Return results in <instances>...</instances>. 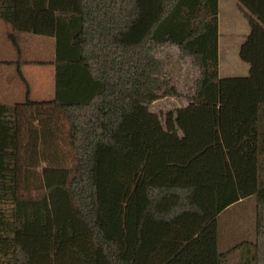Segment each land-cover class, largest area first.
Masks as SVG:
<instances>
[{
  "label": "trees",
  "instance_id": "obj_1",
  "mask_svg": "<svg viewBox=\"0 0 264 264\" xmlns=\"http://www.w3.org/2000/svg\"><path fill=\"white\" fill-rule=\"evenodd\" d=\"M234 1L248 72L220 77L218 0H0L53 41L51 97L0 102V264H264V0ZM165 46L198 74L160 116ZM247 201L253 233L224 244Z\"/></svg>",
  "mask_w": 264,
  "mask_h": 264
},
{
  "label": "rangeland",
  "instance_id": "obj_2",
  "mask_svg": "<svg viewBox=\"0 0 264 264\" xmlns=\"http://www.w3.org/2000/svg\"><path fill=\"white\" fill-rule=\"evenodd\" d=\"M234 4V0H218V49L220 77L246 74L248 67L245 62L239 59L237 52L239 45L248 34L249 27L246 20H244L235 9ZM18 35H20V33H16L15 40L19 42V53L17 51V47L13 46L12 42L7 38L8 43L12 46L14 60L15 58L18 59L11 64L12 72H10L11 74L9 76L6 75L4 70L6 63L0 62V78L2 79V81L0 80V91H11L10 96L12 97L10 100L3 102H9L7 104H11L22 101L25 97L27 83V85H29L28 87L32 98L51 97L53 77V65L51 59L53 55V41H51L50 38H43L28 34L36 40L33 41L30 38L22 45V43L18 40ZM21 45L23 46L24 52ZM157 57L164 62L170 86L172 85L181 95V97H160L149 105V109L152 112L161 116L169 110L185 107L187 105V102L184 98H182V96L191 90L193 81L197 77L198 71L192 66L191 60L183 58L175 47H162L159 50ZM1 58L2 55H0V59ZM20 63L23 64L20 65ZM237 65L242 68L241 72L235 71L237 69ZM23 69L26 73L27 83H24V78L21 79L18 73V70L22 71ZM7 79L9 80L7 81ZM18 86L23 89L20 93H18ZM246 207L247 206L243 205L242 208L236 210H241V219L243 214L245 215L243 216L244 224H251L252 219L246 217L248 215L250 216V212L247 214ZM230 214V210H228L221 214L220 217L221 222L225 220L224 223H226L227 237L230 235V227L232 226L230 225ZM247 232L248 230L246 226L244 228V235ZM229 242L230 240L226 243ZM236 253L237 252L231 254L229 253L227 255L226 264H236L238 262V255Z\"/></svg>",
  "mask_w": 264,
  "mask_h": 264
},
{
  "label": "crops",
  "instance_id": "obj_3",
  "mask_svg": "<svg viewBox=\"0 0 264 264\" xmlns=\"http://www.w3.org/2000/svg\"><path fill=\"white\" fill-rule=\"evenodd\" d=\"M235 9L237 10L236 5H235ZM237 12L244 19V17L242 16V14L238 10H237ZM9 33H13L14 36L16 35V33H20V35H18L17 37H18V40L22 43V45L25 44L26 40H28L30 38L33 41L36 40V39H33L32 37H30V35H28L26 33L12 32L11 29H10V26L7 23H5L4 21H1L0 20V55H2V58L0 59V62L1 63H6V67L4 66V70H5L7 76H9L11 74L10 72H12L11 64L14 63L16 60H18L17 58H15V60H14V54H13V51H12V46L7 41V35ZM15 38H16V36H15ZM51 41H52V39H51ZM17 43H19V42H17ZM22 45H21V48H22V50L24 52V49H23V46ZM52 58H53V55H52ZM51 61H52V59H51ZM23 63H24V61H23ZM23 63H20V65L23 64ZM241 69L242 68L239 65H237V69L235 71L241 72ZM22 71L21 72H22L23 78L25 80L24 83L25 82L27 83V81H26L27 80L26 73L24 72V69ZM247 72H248V67H247ZM247 72H246V74H247ZM246 74L238 75V76H244ZM0 80L2 81L1 78H0ZM8 80L9 79H7V81ZM52 80H53V77H52ZM27 84H26V86H27ZM0 86H1V84H0ZM18 87H19L18 88V93H20L21 90H23V89H21L20 86H18ZM10 94H11V91H5V92H3V91L1 92L0 91V102H3V101L6 102L7 100H10L12 98L10 96ZM5 102H3V103H5ZM7 103H9V102H7ZM243 205L247 206L246 207L247 208V214H249V212L251 211V203H250V201H247ZM242 206L236 207V209L242 208ZM249 206H250V208H249ZM236 209L230 210V213H231L230 214V225H232L230 227V237H227L226 240H225V242H224V244H226V245L227 244H230V246L236 245L239 241L247 238L248 235H251L253 233V225H252V222H251V224H244V222H243L244 221L243 220L244 219L243 216H245V215L243 214L242 219H241L240 218V211L241 210H236ZM246 217L250 219V216L249 215L246 216ZM224 221H222L221 223H224ZM246 226H247L248 232L244 235V228ZM223 227L226 229V223L223 224ZM228 240H230V242L229 243H226ZM234 252H237L236 254L238 255V261H239L240 260V251L238 249L231 250L230 251V254L231 253H234Z\"/></svg>",
  "mask_w": 264,
  "mask_h": 264
}]
</instances>
